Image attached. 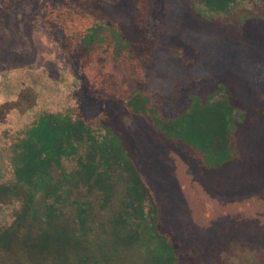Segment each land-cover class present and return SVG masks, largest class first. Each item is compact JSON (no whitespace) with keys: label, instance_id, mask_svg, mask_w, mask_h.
Returning a JSON list of instances; mask_svg holds the SVG:
<instances>
[{"label":"rangeland","instance_id":"1","mask_svg":"<svg viewBox=\"0 0 264 264\" xmlns=\"http://www.w3.org/2000/svg\"><path fill=\"white\" fill-rule=\"evenodd\" d=\"M93 1L137 52L127 58L122 49L121 67L96 65L82 44L69 55L63 28L48 24L66 0H0V185L23 158L16 138L44 113L70 112L88 125L106 113L90 127L93 145L104 142L103 162L124 182L104 216L127 199L125 178L136 173L146 216L183 260L264 264V0H236L224 13L200 0ZM98 38L93 30L90 43ZM110 75L117 84L103 86ZM125 88L144 93L143 111L126 106ZM196 105L227 106L210 143L180 128ZM19 206L0 205V230Z\"/></svg>","mask_w":264,"mask_h":264},{"label":"trees","instance_id":"2","mask_svg":"<svg viewBox=\"0 0 264 264\" xmlns=\"http://www.w3.org/2000/svg\"><path fill=\"white\" fill-rule=\"evenodd\" d=\"M200 1L211 12L224 13L236 0ZM66 2L62 11L49 10L48 24L63 28L69 55L80 52L78 46L82 44L96 65L109 62L123 66V50L127 58H135L137 52L131 44L120 40L117 30H109L107 14L99 4H87V0ZM95 8L100 13L86 22L84 29V21ZM93 30L99 38L91 44ZM113 82L114 76H107L103 86ZM126 89V106L134 103L138 111H143L144 93ZM9 106L8 111L14 109V104ZM16 107L21 112L31 108L20 103ZM226 109L224 105H196L190 120L184 123L187 128H180L210 143L218 128L224 129L227 124ZM106 117L101 113L88 125L70 112L44 113L16 138L23 158L19 168H14L15 178L0 185V205L20 206L14 223L0 230V264H193L191 259L181 258L173 238L169 236L171 241L160 235L156 221L146 216V186L138 174L128 173L127 199L115 207L111 216H104L120 181L124 182L119 180L124 172L119 174L115 163L103 162L104 142L93 145L96 140L90 127Z\"/></svg>","mask_w":264,"mask_h":264}]
</instances>
